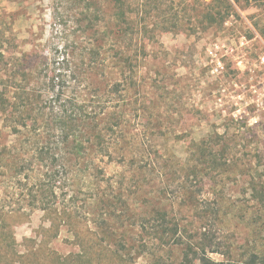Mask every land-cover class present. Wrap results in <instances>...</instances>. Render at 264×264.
Returning a JSON list of instances; mask_svg holds the SVG:
<instances>
[{
  "label": "rangeland",
  "instance_id": "obj_1",
  "mask_svg": "<svg viewBox=\"0 0 264 264\" xmlns=\"http://www.w3.org/2000/svg\"><path fill=\"white\" fill-rule=\"evenodd\" d=\"M211 1L0 0V96L15 61L31 69L67 53L84 76L79 98L105 106L89 131L106 146L104 177H87L73 231L94 264L264 255V0ZM13 139L0 97V218L29 210L5 176ZM49 225L38 208L12 221L13 251H79L66 227L50 240ZM12 249L0 223V264H19Z\"/></svg>",
  "mask_w": 264,
  "mask_h": 264
},
{
  "label": "trees",
  "instance_id": "obj_2",
  "mask_svg": "<svg viewBox=\"0 0 264 264\" xmlns=\"http://www.w3.org/2000/svg\"><path fill=\"white\" fill-rule=\"evenodd\" d=\"M115 7H118L116 3ZM24 57L29 55L24 54ZM88 57L92 58L90 52L83 59L88 60ZM74 61L75 57L67 53L60 59L55 55L53 58L41 56L40 66L31 69L25 64L19 65L21 61H15L11 64L9 78H5V100L0 96L1 103H5V127L14 137L5 147V176L8 181L16 179L21 191H26L21 193L22 200L27 201L29 207L28 211L24 207L5 210V216L0 218L1 228H5L12 249L17 243L10 228L11 222L17 219L26 221L29 212L35 208L44 211L50 223L48 228L41 227L44 234L51 240L59 235L62 227H66L79 246L78 252L65 256L53 250L43 251L53 264H94L80 234L73 231L81 222L78 218L81 206L77 201L79 191L88 187L87 177H104L96 158L98 151L106 146L100 143V136L92 138L89 131L94 128L105 106L101 102L79 98L77 90L81 89L84 76L81 78V71ZM119 86L118 82L112 84L111 92L112 88L117 91ZM8 165L11 166L9 172ZM64 186H69L68 193H58ZM94 200L97 202L98 198ZM89 221L85 216L84 223ZM42 243L43 240L35 245L38 247ZM33 251V247L21 253L12 249L5 255L12 258L10 263L16 261L19 264L46 259L42 256L40 260H32L31 256L36 254ZM204 251L202 249L198 258L199 264H225L212 260ZM211 251L218 252L216 248ZM242 264H264V255L252 253Z\"/></svg>",
  "mask_w": 264,
  "mask_h": 264
},
{
  "label": "built area",
  "instance_id": "obj_3",
  "mask_svg": "<svg viewBox=\"0 0 264 264\" xmlns=\"http://www.w3.org/2000/svg\"><path fill=\"white\" fill-rule=\"evenodd\" d=\"M204 1H210V0H204ZM216 50L213 49H207L208 55L211 58V60H213L214 58H216ZM261 62H264V55L260 57ZM219 64V63H218Z\"/></svg>",
  "mask_w": 264,
  "mask_h": 264
}]
</instances>
